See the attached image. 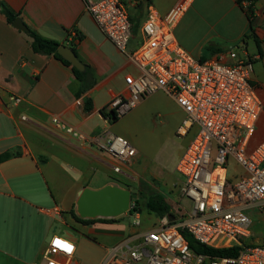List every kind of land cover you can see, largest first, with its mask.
Here are the masks:
<instances>
[{"label":"crops","instance_id":"obj_1","mask_svg":"<svg viewBox=\"0 0 264 264\" xmlns=\"http://www.w3.org/2000/svg\"><path fill=\"white\" fill-rule=\"evenodd\" d=\"M179 1L122 0L133 27L127 52L143 43L141 29L150 10L165 16ZM0 5V156L13 155L0 163V264H45L44 253L56 235L75 244L72 264H101L117 244H135L144 232L158 227H152L155 218L149 214L148 221L141 216L140 227L127 221L130 213L115 221L97 218L89 223L72 215L77 214V201L85 188L128 189L122 180L138 182L148 172L147 167L135 168L141 156L138 147L132 145L137 155L124 164L95 142L105 132L114 134L121 117L109 121L102 111L115 95L126 92L125 78L139 75V69L101 31L84 0H0ZM3 7L16 14L28 31L73 49L84 66L80 71L89 70L92 84L88 80L90 86L84 88L72 64L35 53L28 31L8 22ZM253 11L252 23L241 0H188L174 35L184 50L201 61L222 54L232 64L235 60L229 54L234 51L240 58L258 57L252 84L263 112L251 141V147H256L264 143V6L260 0ZM11 96L22 101L15 104ZM54 117L94 140L77 142L53 124ZM114 166H120L122 173H115ZM151 175L163 179L172 174L154 169Z\"/></svg>","mask_w":264,"mask_h":264},{"label":"built area","instance_id":"obj_2","mask_svg":"<svg viewBox=\"0 0 264 264\" xmlns=\"http://www.w3.org/2000/svg\"><path fill=\"white\" fill-rule=\"evenodd\" d=\"M84 2L101 31L139 69V75L125 78L126 92L115 95L106 107L107 120L113 115L120 118L145 98L164 92L185 113L178 135L185 137L196 129L176 165L184 178L182 196L191 202V208L179 206L175 221L168 216L161 219L157 228L144 232L135 244H117L101 264H264V244L250 241L253 213L264 217V143L251 147L263 112L252 84L258 57L244 59L234 51L229 57L235 62L228 64L222 54L201 61L184 50L174 30L188 8V0L179 1L165 16L150 10L141 29L143 43L128 53L133 27L122 0ZM243 5L248 11L252 2L245 0ZM10 100L15 104L22 101L17 96ZM52 122L79 143L94 140L57 117ZM95 142L120 163L128 164L137 155L131 143L111 132L103 133ZM231 166L235 169L229 173ZM113 170L122 173L120 166ZM130 214L133 225L140 227L141 214ZM184 234L210 248H240L239 254H197ZM56 241L70 245L71 251ZM75 252L72 241L53 236L44 253L45 264H72Z\"/></svg>","mask_w":264,"mask_h":264},{"label":"rangeland","instance_id":"obj_3","mask_svg":"<svg viewBox=\"0 0 264 264\" xmlns=\"http://www.w3.org/2000/svg\"><path fill=\"white\" fill-rule=\"evenodd\" d=\"M183 118L181 109L175 105L172 98L166 93L159 92L145 98L134 109L123 115L119 124L115 125L113 133L139 148L141 156L135 168L141 170L147 167L148 169L138 182L122 180L121 185L145 197L162 193L175 209L180 210L178 206L180 205L189 210L191 202L181 194L184 178L177 173L176 165L195 135L196 129L185 137L179 136L178 128ZM154 169L162 172L170 171L172 175L158 179L151 175ZM233 169L235 166L229 167L228 172L231 173ZM143 215L148 221V214H141L142 217ZM253 216L254 224L251 228L250 241L264 244V217L258 213H253ZM154 218L155 223L152 227H157L160 219L155 216ZM126 219L133 223V217H126ZM69 232H71L70 229Z\"/></svg>","mask_w":264,"mask_h":264},{"label":"trees","instance_id":"obj_4","mask_svg":"<svg viewBox=\"0 0 264 264\" xmlns=\"http://www.w3.org/2000/svg\"><path fill=\"white\" fill-rule=\"evenodd\" d=\"M244 2L245 0H241ZM252 2V5L250 6L248 12L249 19L253 23L254 21V11H253V5L255 2L259 0H249ZM2 12L6 15L8 22L13 23L14 20L16 19V14L11 12L8 8L3 7ZM138 32V30L134 31V33ZM29 35L32 37V49L34 50L35 53L42 54V55H53L59 60H61L65 65L72 66L70 62L67 60L63 59L59 54H58V48L60 47V44L56 41L53 40H48L45 38H42L38 34H36L33 31H28ZM255 41L259 45V41L256 39L254 36ZM72 70L75 74V76L80 80L82 83H84V88H88L90 85H87L88 80H92V76L89 72L88 69H86L84 72H81L77 68L72 66ZM93 80L91 81L92 84ZM104 116L105 114V109L102 111ZM119 117L116 115L112 116L111 121H117ZM13 155L10 153H5L0 156V163L2 161L8 160L12 157ZM132 204L134 205L132 210H130L129 213L133 212H139L140 214H149V215H154L158 219H163L169 215L175 216V218L179 215V209H175L172 203H170L167 199V197L162 194L158 193L149 197L145 196H140L138 197L137 200L132 201ZM175 209V210H174ZM73 217L75 218L76 221L82 222V223H89L93 220L91 219H82L80 218L75 212H72ZM112 221H115L117 219H110ZM186 239L189 242L190 248L193 252L197 254H207V255H214V256H220V257H234L239 254L240 248H234L231 250H218L214 248H210L208 246H205L199 242H197L193 237H191L189 234H184Z\"/></svg>","mask_w":264,"mask_h":264},{"label":"water","instance_id":"obj_5","mask_svg":"<svg viewBox=\"0 0 264 264\" xmlns=\"http://www.w3.org/2000/svg\"><path fill=\"white\" fill-rule=\"evenodd\" d=\"M260 2L264 6V0ZM13 24L20 30L28 31L19 18L15 19ZM58 54L78 70H84V66L73 49L60 45ZM138 197L137 193L114 185H107L97 190L85 188L78 198L76 211L82 219H117L130 212L132 201L137 200ZM168 218L172 222L175 221L173 215H169Z\"/></svg>","mask_w":264,"mask_h":264},{"label":"snow or ice","instance_id":"obj_6","mask_svg":"<svg viewBox=\"0 0 264 264\" xmlns=\"http://www.w3.org/2000/svg\"><path fill=\"white\" fill-rule=\"evenodd\" d=\"M59 247H62L64 249H66L67 251H71V246L70 245H67V244H64L62 243L61 241H56L55 242Z\"/></svg>","mask_w":264,"mask_h":264}]
</instances>
